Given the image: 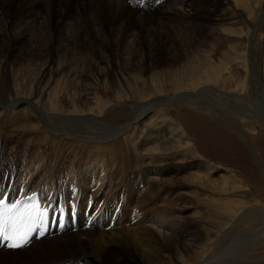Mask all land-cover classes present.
Returning a JSON list of instances; mask_svg holds the SVG:
<instances>
[{"label":"rangeland","instance_id":"1","mask_svg":"<svg viewBox=\"0 0 264 264\" xmlns=\"http://www.w3.org/2000/svg\"><path fill=\"white\" fill-rule=\"evenodd\" d=\"M162 1L149 0L148 5L151 7L147 8L148 11L145 6L142 8L147 13L154 12L155 18L149 19L148 23L145 19H134V22L129 24V35L124 37L122 35L124 29L121 25H117L115 17L110 16L102 1L70 0L62 6L57 5L56 0H42L40 7L35 10V16L39 18L40 23L34 35L36 37L43 35L53 42L54 45H49L50 60H44L42 58L44 54L39 55L41 57L34 62L24 64L21 70L15 68L17 71L14 72L13 79L4 74L3 63H0V98L6 97V92L14 90L20 95H28L30 101L39 99L42 104L44 99L43 96L40 97L41 89L44 83L49 81L52 93L59 92L60 94L58 93V100L56 98L48 100L53 102L55 105L53 108L58 110L46 109L48 112L64 115L71 113L70 116L80 115L90 121H97L96 123L118 127L126 124L139 105L137 101L132 100L135 107L124 108L123 101H120L123 97L138 95L143 102H149L154 98L167 100L182 92H198L202 81L195 83V77L206 78L209 70L212 69L214 72H219V75H214L215 79H206L209 84L221 82L226 90L255 103V107L252 106L254 109H247L244 116L228 115L224 110L214 106H202L198 111H194L170 101L164 102L155 109L156 114H152V120L146 121V124H152L156 122L157 117V121L164 119V124L160 123L161 126L157 124V128H162V131H157L156 134L153 132L148 136L150 139L155 135L160 136L157 142L162 145V154L159 156L153 152V155L142 156L133 162L134 167L132 168L135 172L141 170L142 175L145 174L143 173L145 169L147 171H145L146 180L150 183L146 188L149 190V197L152 198L151 207L154 205L157 207V209L155 206L154 209L152 207L153 211L151 210L149 216L155 215L159 223L187 221L198 227L199 243L196 244L199 245L195 246V244L187 250V253L179 250L182 260L196 257L198 254L201 259L211 257L217 260L216 264H228V262L229 264H264V0H195L196 2L194 0H166V3L171 2L172 6L178 7L179 13H165L163 16L156 13L159 6H162ZM189 2L196 4L200 9H208L202 11L190 25L182 18L183 14H180L186 10V4ZM48 4L51 5L46 6ZM142 8L138 11H142ZM14 9L15 6L11 8V13H6L9 21L16 18L17 14H14ZM215 14L219 15L222 21L216 18ZM213 23L217 26L214 27ZM212 28L218 31L215 38L209 40L207 33ZM145 31L148 32L149 37L158 33L167 34V37L169 36L174 41V46L182 49H179L181 50L178 53L179 58L170 60L168 58L169 61L164 64L148 66V58L145 57L144 52L140 51L146 49L150 52L147 47L131 50L132 47H137L139 44L143 46L150 40L152 41L151 37L148 41L146 40ZM77 33L84 37V46H58V39L64 38V35ZM188 33H192L194 38L200 40L201 45L205 46V51L193 50L194 54L198 53L200 56L199 60L195 59L196 55L191 54V51L186 50L188 54L183 51L185 50L183 34L187 36ZM228 37H232V40L235 38L237 42L228 46ZM211 41L212 44L209 45ZM224 51H229V54L224 55ZM14 54L16 57V53ZM55 54H57V59H55ZM14 65L12 63L11 67L13 68ZM92 65L94 67L90 68ZM95 67H98L102 75L94 76L90 101L76 103L78 98L75 95L80 94L78 84L88 80L86 75ZM202 68L204 73H202ZM177 72H183L184 76L176 78ZM196 73L198 75L194 76ZM174 81L179 83L178 87L173 85ZM63 85L67 87L60 88ZM70 86L72 90L68 88ZM44 91H47L46 87ZM17 93L13 94L17 96ZM61 93L68 100L63 98ZM208 95L216 99L220 96L218 93ZM113 101L120 102L114 104ZM108 103H112L113 107L110 105L105 109L104 106ZM254 110L257 112L256 115L254 114L255 117L249 114ZM19 116V119L14 120V115L0 109V138L3 139L4 150L19 141H25L26 138L32 141L39 130V125L34 121L28 122L23 115ZM33 118H36L34 114ZM169 121L181 129L180 133L186 132V135L191 138L189 145L196 156L194 162L208 167L207 171L200 170L201 174H198V177L202 183L197 184L196 189L193 190L195 191L194 197L185 202L183 206L185 209L182 212L171 210L172 208L165 205L166 203L161 202L163 199L166 200L169 194L167 187L164 186V189L161 185L163 182L159 180V177L162 174L158 169L169 165L182 168L185 163L193 160L190 154L185 152L184 137L179 151H172L171 147L174 143L168 142L170 136L167 134L171 125L166 127ZM145 130L149 131L147 128ZM125 140L129 144L128 137H125ZM140 141L141 138L135 144V153L139 152L137 146ZM108 145L113 149L115 142L110 140ZM176 155L181 156L182 160L176 159ZM15 156L13 162L16 161L17 154ZM157 160L160 161L157 162ZM136 181L138 182V179ZM155 184L158 185L155 187ZM185 187L188 188V186ZM157 188L160 190L158 191ZM138 189L143 193L145 188L143 184H139ZM156 192L157 195H155ZM122 205L123 196L116 207L122 209ZM132 205L128 204L125 210L124 214L127 218L124 221L126 222L129 220L128 210L135 207V204ZM164 207L165 209L170 208L171 211L164 210ZM135 211L140 216L139 208ZM247 211H250V214L243 218ZM184 216L186 218H183ZM76 231L77 229L71 234ZM123 252L125 251L112 247L109 254L121 255ZM178 259L179 256L176 253L171 256L172 262Z\"/></svg>","mask_w":264,"mask_h":264},{"label":"bare ground","instance_id":"2","mask_svg":"<svg viewBox=\"0 0 264 264\" xmlns=\"http://www.w3.org/2000/svg\"><path fill=\"white\" fill-rule=\"evenodd\" d=\"M41 1L0 0V10L2 9L0 12V63H3V72L10 79H13L14 72L17 71L15 68L21 70L24 64L36 61L43 54L42 58L44 60H50L48 57L49 45L53 44V42L46 39L43 35L40 37L34 35L38 31L37 25L40 23L39 18L35 16V10L40 7ZM56 1L57 5L62 6L66 4V1L70 2V0ZM92 1L105 3L104 7L110 16L115 17L117 25H121L122 29H124L122 30L124 37L129 35V24H132L134 19H145L148 23L149 19L155 18L154 12L150 10L149 13H147V9L146 11L143 8L142 11H138V9L144 7L147 0H139L137 2L134 0ZM49 5L51 4L46 6ZM161 5L156 12L157 14L159 13L163 16L165 13H179V8L172 6L171 2L166 3L164 0ZM186 5V10L180 12V14H183L181 16L188 25L192 24V21L202 11L208 10L207 8L206 10L204 8L200 9L199 6L194 5L192 2ZM13 6H15L13 12L17 15L15 14L16 18L14 20L9 21L6 13H11ZM148 6L150 5L146 3L145 8ZM17 7L18 9H16ZM54 7L57 8L58 6ZM52 13L54 14L53 11ZM215 17L220 18L216 14ZM219 20L222 21V19ZM213 25L214 27L217 26L215 23ZM183 27L187 28L189 26ZM217 31L216 28L208 31L207 37L209 40L215 38ZM144 34L147 41L150 37L152 41L150 40L143 46L141 44L136 45L137 47H132L131 50L135 51L147 47L150 52L146 49H141L140 51L144 52L145 57L148 58V66H151V64L161 65L170 59L179 58L178 53L182 49L175 47L174 41L169 36L167 37V34L158 33L150 37L148 32L145 31ZM63 37L57 40V44L60 47H78L85 44L84 37L80 33L69 36L64 35ZM183 37L185 41L183 45L185 50L183 51L186 54H188L186 50L191 51V54L196 55L195 59L197 60L200 56L198 53L194 54L193 50L205 51V46H202L200 40L194 38L192 33H188L187 36L183 34ZM232 39V37H228V46L233 42H237L235 38V41ZM24 43L28 44L23 45ZM210 44H212V41ZM179 49L181 50L179 51ZM228 52L224 51L223 53L227 56ZM14 53H16V57ZM55 59H57V54H55ZM12 63L15 64L13 68L11 67ZM91 67H94V65ZM209 71L211 74L209 75V72L206 78L197 76L198 73L194 75L197 76L194 79L195 83L199 80L202 81L201 89L198 92H182L169 97L167 100L154 98L150 101L148 100L149 102H143L138 95L136 97H131L130 95L129 97H123L120 101H123L124 108L135 107V104L131 102L132 100L137 101L139 105L137 106V111L132 114L126 124L118 127L96 123L97 121H90L80 115L70 116L71 113H69L70 115H67V113L64 115L62 113L48 112L46 109L58 110L54 109L55 105L48 100L51 98L58 100L60 94L59 92V94L52 93L49 81L45 82L41 89L40 97L43 96L42 98L44 99V103L41 101L42 104L39 99L30 101L28 95H20L14 90L6 92L7 96L0 98V109L14 115V120L19 119L20 114L21 116L23 115L28 122L32 120L38 124L39 130L32 141L24 138L25 141L16 142L17 144L5 150L2 145L3 139L0 138V200L6 198L9 202H12L16 197L27 195L35 190L39 193L41 206L48 208L50 218L48 221L49 227L44 236L39 238L32 236L26 246L16 250L6 249L2 246L0 248V264H3V262H7V264H17L18 262L19 264H191L199 261L198 264H216L217 260L210 256V258L202 257L201 259L196 254V257L193 256L187 260L180 258L179 250L187 253V250L194 247L199 241L198 227L187 221L184 223H180L182 221L177 223H159V219L157 220L154 217L155 215L153 217L149 216L150 212L153 211L152 207L154 209L155 205L151 207L152 198L149 197V190L146 188L148 183H150L149 180H146L145 174L147 171L145 169L146 172L143 171L145 174L142 175L140 174L141 170L135 172L134 168H132L133 162L139 160L142 156L151 155L153 152L159 154V156L162 154V145L157 142L160 136L155 135L152 139L148 138V136L153 132L156 134L157 131H162V128H157V124L159 123V126L164 124V119L161 120V118L157 121V117L156 122L154 121L152 124H146V121L148 119L152 120L153 115L156 114L154 112L155 109L163 105L164 102L170 101L194 111H198L202 106H214L224 110L228 115L241 116H244L247 109H251L252 106L255 107V103L226 90L221 82L209 84V79L213 80L215 79L214 75H219V72H214L213 69ZM183 74V72H177L176 78H182ZM98 75L102 74L98 67H95L92 72L86 75L89 78L88 80L82 81L83 83L78 82L80 83L78 84L80 94L75 95L78 98L76 103L79 101H90L92 82L95 81L94 76L97 77ZM173 85L178 87L179 83L174 81ZM45 87L47 91H44ZM64 87L67 86L63 85L60 88ZM60 88L59 90L62 91ZM68 88L72 90L71 86ZM73 92L77 93L75 90ZM13 93H17V96ZM213 93H218L220 95L219 98H211L208 95ZM62 97L68 100L63 94ZM120 101H113L112 103L115 104ZM112 103L106 104L104 108H108ZM256 113L255 110L254 112H249L253 116ZM33 114L36 118H33ZM160 123L162 124L160 125ZM168 125H171V129L167 132L170 136L168 142L174 143L171 147L172 151H179L184 137L185 141L183 144H185V147H183L193 160L185 163L182 168L167 165L168 167L158 169L162 174L159 177V180L163 182L161 185L167 187L169 194L166 200H160L172 208L171 210L182 212L185 209L183 208L186 204L185 202L192 200L195 195L193 190L196 189L197 184L200 182L198 177V174H201L199 173L200 170L207 171L208 167L194 162L196 156L193 148L189 145L191 138L186 135V132L180 133L181 129L176 127L177 125L173 122L169 121L166 123V127ZM144 127L149 131L146 132ZM125 137H128L129 144ZM140 138L141 141L137 146L139 152L135 153V144ZM110 140L115 142L113 149L108 145ZM16 154V161L13 162ZM175 158L182 160V157L178 155ZM159 161L157 160V162ZM136 179H138V182ZM159 182L156 183L159 184ZM139 184H143L145 188L143 193L138 189ZM157 185L155 184V187ZM185 186H188V188ZM148 188L151 189L150 187ZM155 195H157V192ZM121 196H123L122 209L116 207ZM128 204H135V207L128 210L129 220L126 222L124 219L127 217L124 213ZM159 204L162 205L160 202ZM137 208L141 212H139L140 216L135 211ZM170 208L167 207L169 210ZM167 209L164 207V210ZM249 214L250 211H247L243 218H246ZM183 218L186 217L184 216ZM155 228L158 229L154 230ZM75 229H77L76 233L71 234ZM250 240L252 241L251 238ZM198 245L196 244L195 246ZM112 247L119 248L125 252L121 255H111L109 252H111ZM127 251L128 253H126ZM174 253L179 256L178 260L180 261L172 262L171 256Z\"/></svg>","mask_w":264,"mask_h":264},{"label":"snow or ice","instance_id":"3","mask_svg":"<svg viewBox=\"0 0 264 264\" xmlns=\"http://www.w3.org/2000/svg\"><path fill=\"white\" fill-rule=\"evenodd\" d=\"M46 215L47 210L39 211L38 206L20 210L16 204L5 206L0 200V241L7 242L6 246L13 249L26 246L31 233L43 224Z\"/></svg>","mask_w":264,"mask_h":264}]
</instances>
